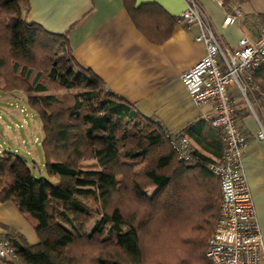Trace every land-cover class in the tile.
<instances>
[{"label":"trees","instance_id":"1","mask_svg":"<svg viewBox=\"0 0 264 264\" xmlns=\"http://www.w3.org/2000/svg\"><path fill=\"white\" fill-rule=\"evenodd\" d=\"M249 1L223 0L229 11ZM27 12L28 0H0V86L24 93L39 118L46 170L34 176L28 159L15 152L0 159V201L16 203L38 223L36 245L10 235L16 260L209 264L222 199L210 166L223 155L222 132L204 146L214 157L204 155L192 141L200 143L197 126L179 136L140 114L78 66L66 35L28 23ZM256 81L261 93L254 98L264 109V66ZM173 136L190 139L195 163L180 159Z\"/></svg>","mask_w":264,"mask_h":264},{"label":"crops","instance_id":"2","mask_svg":"<svg viewBox=\"0 0 264 264\" xmlns=\"http://www.w3.org/2000/svg\"><path fill=\"white\" fill-rule=\"evenodd\" d=\"M198 2L224 47L235 49L243 36L256 37L263 26V14L254 13L248 3L238 4L244 19L225 27V8L216 0ZM186 7L185 0H28L25 19L49 33L66 35L67 47L78 66L99 77L107 90L134 105L146 118L179 136L186 134L188 127L197 126L200 143L192 139L194 146L212 158L204 146L220 130L212 129L205 117H213L216 106L196 105L181 80L182 74L206 55L205 46L197 42L200 28L175 21ZM130 9L136 10L134 17ZM147 31L156 41L147 36ZM169 33L165 39L164 34L166 37ZM231 95L235 99L237 126L247 139L245 174L264 243V139L258 136V119L264 123V109L254 98L253 112L234 88ZM17 98L27 100L24 93L5 92L0 86V107L10 110ZM37 226V221L24 215L16 203L0 201L1 239L20 235L29 245H36Z\"/></svg>","mask_w":264,"mask_h":264},{"label":"built area","instance_id":"3","mask_svg":"<svg viewBox=\"0 0 264 264\" xmlns=\"http://www.w3.org/2000/svg\"><path fill=\"white\" fill-rule=\"evenodd\" d=\"M225 8L223 0H216ZM186 10L178 21L197 25V42L206 48L205 57L181 76L193 102L200 106L213 103L216 113L205 117L207 124L222 132L225 148L221 160L210 166L221 189L220 216L208 241L206 258L209 264H264V243L257 221L253 197L248 186L244 152L247 139L237 126L234 88L254 112L250 96L261 93L256 73L264 66V23L256 37L243 36L235 49L224 47L214 26L198 0H185ZM226 9V8H225ZM225 27L241 22L245 13L239 5L226 9ZM264 20V15L262 16ZM259 138L264 139V125ZM181 160L195 163L188 137L171 139ZM17 258V250L9 238H0V259Z\"/></svg>","mask_w":264,"mask_h":264},{"label":"rangeland","instance_id":"4","mask_svg":"<svg viewBox=\"0 0 264 264\" xmlns=\"http://www.w3.org/2000/svg\"><path fill=\"white\" fill-rule=\"evenodd\" d=\"M247 7L254 13L264 15V0H251L248 2ZM260 18H262L261 15ZM55 93L57 95L64 94V92ZM16 100V105L15 102H12L13 106L10 108L11 111L0 107V159L5 153L15 152V156L28 159L29 168L34 176H46L45 159L41 149L43 139L41 122L28 109L26 99L21 100L17 98ZM250 100H254V97L250 96ZM251 103L253 102L251 101ZM21 110H24L23 113ZM36 139L39 142L38 144L37 142L35 143ZM32 151L33 155L30 154ZM87 163L90 164V162ZM86 224L88 227H91L93 221L89 220L88 222L87 218ZM4 262L0 261V264H6ZM15 264H20V261L17 260Z\"/></svg>","mask_w":264,"mask_h":264}]
</instances>
